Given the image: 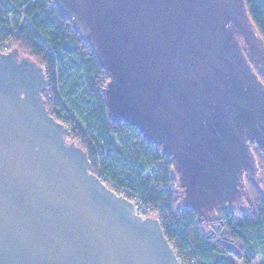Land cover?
<instances>
[{
	"label": "water",
	"instance_id": "water-1",
	"mask_svg": "<svg viewBox=\"0 0 264 264\" xmlns=\"http://www.w3.org/2000/svg\"><path fill=\"white\" fill-rule=\"evenodd\" d=\"M55 3L109 74L111 117L171 157L181 206L208 221L246 204L245 174L262 175L251 145L264 150V41L245 2ZM46 83L35 60L0 52V264H182L160 219L92 173Z\"/></svg>",
	"mask_w": 264,
	"mask_h": 264
},
{
	"label": "trees",
	"instance_id": "trees-1",
	"mask_svg": "<svg viewBox=\"0 0 264 264\" xmlns=\"http://www.w3.org/2000/svg\"><path fill=\"white\" fill-rule=\"evenodd\" d=\"M243 2L264 41V0ZM6 45L44 68L42 96L51 116L68 126L92 173L137 206L139 214L160 219L182 264H254L258 258L264 264V188L245 177L250 203L219 211L217 220L200 221L194 209L182 207L171 157L136 127L111 117L104 93L109 74L55 0H0V49ZM257 75L264 84L260 68ZM254 155L259 168L264 166Z\"/></svg>",
	"mask_w": 264,
	"mask_h": 264
},
{
	"label": "rangeland",
	"instance_id": "rangeland-1",
	"mask_svg": "<svg viewBox=\"0 0 264 264\" xmlns=\"http://www.w3.org/2000/svg\"><path fill=\"white\" fill-rule=\"evenodd\" d=\"M12 47H10L9 48V50H6V51H4V53L6 54V53H9L10 51H12V50H16V49H11ZM3 52V51H2ZM20 54V57L21 56H25V54H23L22 52L21 53H19ZM254 70H255V72H257L258 73V71H259V68H258V66H254ZM68 140H69V142H72L73 140L70 138V136H69V138H68ZM251 150H253V152L254 153H256V156H257V158H258V160L259 159H261V160H264V153H263V151H261L260 149H258V145L257 144H253V145H251ZM255 160H256V157H255ZM258 162V161H257ZM260 165V164H259ZM257 166H258V164H257ZM257 174H262V175H260V176H258V180L260 181V182H258V180H257V178L255 177V176H252L250 173H246L245 174V177L247 178H250V177H252V178H255V181L256 182H258V184L262 187V188H264V166H260V168H259V166L257 167ZM247 178V179H248ZM261 182H262V184H263V186L261 185ZM249 197V198H248ZM250 200H251V198H250V194H249V196H247V198L245 199V203L246 204H244V205H247L248 203H250ZM240 207H243V204L242 203H240V204H236V205H233V206H230V208H228V209H226L227 211H231V210H233V209H235L236 211L238 210V209H240ZM137 210H139V208L136 206L135 207ZM213 214H214V216H215V219L214 220H217L218 218H219V213H218V211H214L213 212ZM148 215H143V217L145 218V217H147ZM152 218H155L156 219V217H152ZM237 221H239V219H237ZM215 226V228L216 229H218L219 228V226H217V225H214ZM237 264H240V263H238L237 262ZM254 264H261V259L260 258H258V260L254 263Z\"/></svg>",
	"mask_w": 264,
	"mask_h": 264
},
{
	"label": "built area",
	"instance_id": "built-area-1",
	"mask_svg": "<svg viewBox=\"0 0 264 264\" xmlns=\"http://www.w3.org/2000/svg\"><path fill=\"white\" fill-rule=\"evenodd\" d=\"M6 50H9V46L8 45H6V46H4L3 48H1L0 49V52L1 53H4V51H6ZM3 51V52H2ZM141 215V214H140ZM141 216H143V215H141Z\"/></svg>",
	"mask_w": 264,
	"mask_h": 264
}]
</instances>
